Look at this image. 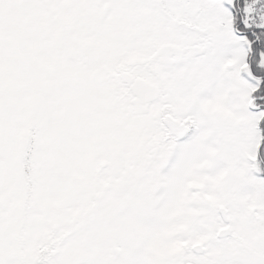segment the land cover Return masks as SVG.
<instances>
[{
    "label": "snow or ice",
    "instance_id": "6c2138e0",
    "mask_svg": "<svg viewBox=\"0 0 264 264\" xmlns=\"http://www.w3.org/2000/svg\"><path fill=\"white\" fill-rule=\"evenodd\" d=\"M0 264H264V0H0Z\"/></svg>",
    "mask_w": 264,
    "mask_h": 264
}]
</instances>
